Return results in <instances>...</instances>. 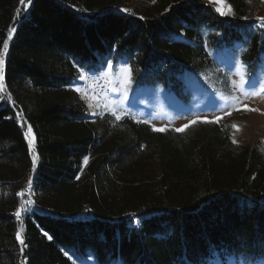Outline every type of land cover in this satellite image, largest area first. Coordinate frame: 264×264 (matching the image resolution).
<instances>
[{
  "label": "trees",
  "instance_id": "obj_1",
  "mask_svg": "<svg viewBox=\"0 0 264 264\" xmlns=\"http://www.w3.org/2000/svg\"><path fill=\"white\" fill-rule=\"evenodd\" d=\"M256 1L226 0L232 14L222 16L202 0H0V50L15 29L3 86L20 100L36 158L31 170L16 111L0 102V264H75L68 252L95 264H204L215 251L264 258L256 146L233 143L223 119L162 132L110 112L91 119L73 89L81 71L119 58L137 86L177 89L212 66L210 49L253 30ZM248 39L246 62L264 40ZM25 184L37 209L20 221Z\"/></svg>",
  "mask_w": 264,
  "mask_h": 264
},
{
  "label": "rangeland",
  "instance_id": "obj_2",
  "mask_svg": "<svg viewBox=\"0 0 264 264\" xmlns=\"http://www.w3.org/2000/svg\"><path fill=\"white\" fill-rule=\"evenodd\" d=\"M202 1L215 10L219 7L224 11L225 6H229L226 0L222 3L218 0ZM25 3L24 0L23 5L27 8ZM231 14L232 11L222 16ZM258 17H264V0L251 3L249 7L246 19L254 21L253 30L239 42L210 49L212 66L197 74L183 75L177 89L137 86L131 80L129 71H124L127 68L125 58L116 61L106 59L99 72L92 73V83L86 89H82L83 79L80 76H84L85 72L81 71L73 89L83 101L91 119L104 112H115V116L147 123L153 129L176 130L188 125L183 131L201 122L223 119L231 124V138L236 145L256 146L264 154V40L253 61L246 62L241 58L247 50L248 37L258 34L260 41L264 39V24L258 21ZM126 77L129 82H126ZM101 81L104 89L97 86ZM77 88L80 91H76ZM253 90L256 95L252 94ZM0 95V102L13 109L15 105L20 107V100L7 94L4 86ZM16 117L25 135L29 126L20 111H16ZM30 139L33 140L32 134L26 141L33 161L35 144L33 142L30 148ZM66 254L75 264H95L90 257L80 259L69 252ZM204 264H264V258L256 261L235 260L215 251Z\"/></svg>",
  "mask_w": 264,
  "mask_h": 264
},
{
  "label": "snow or ice",
  "instance_id": "obj_3",
  "mask_svg": "<svg viewBox=\"0 0 264 264\" xmlns=\"http://www.w3.org/2000/svg\"><path fill=\"white\" fill-rule=\"evenodd\" d=\"M28 2L30 3L31 0H28ZM218 2H221V3H222L223 0H218ZM21 3L23 4V3H24V0H21ZM121 11H126V10L122 9ZM216 11L219 12L220 15H226V14H228L229 12H231L232 9H231L230 6H225V10H224V11H222L221 8H219V7L216 8ZM257 19H258V21H259L260 23L264 24V17H258ZM8 31H9L8 38L5 39V40L3 41V50H0V90L3 89L4 56H5V53H6L7 50H8L9 40L12 39V33L15 31V29L10 27ZM110 66H111V65H110ZM124 71H125V72H128L129 70H128L127 68H125ZM80 79H84L83 74H81ZM125 79H126V82H129L128 77H126ZM242 79H243V78H242ZM76 91H80V89L77 88ZM262 91H264V88H262ZM252 94H253V95H256L257 93H256L255 90H253ZM89 107H91V105H89ZM113 114L115 115V112H114ZM116 119L119 120V119H120V116H119V115H116ZM191 123H195V121H192ZM187 127H188V125H184L183 128L176 129V131H183L184 128H187ZM233 127H236V126L233 125ZM154 130H155V131H161V132H162V131H165V129H163V128H160V129H154ZM31 134H32V129H31V127L29 126V128H28V130H27V133L25 134V135H26V139H27L29 136H31ZM33 142H34V141L31 140V139L29 140V146H30V148H31ZM233 143H236V141L233 140ZM84 162H85V164L87 163V158H85V161H84ZM35 163H36V158L33 157V168H35ZM31 183H32V181H31V179H29V187H30ZM23 194H24L23 192H21V193H17V195H23ZM28 203L31 204V201L29 200ZM22 210H23L24 212H28L30 209L24 207V205H21V207L17 208V210H16V212H15V215H16V217H17L18 219L21 217ZM49 239H51V237H49ZM16 240L19 242L20 245H22V246L24 245V240L22 239L21 234H20L19 231H17V233H16ZM23 250H24L23 247H21L20 251L23 252Z\"/></svg>",
  "mask_w": 264,
  "mask_h": 264
},
{
  "label": "built area",
  "instance_id": "obj_4",
  "mask_svg": "<svg viewBox=\"0 0 264 264\" xmlns=\"http://www.w3.org/2000/svg\"><path fill=\"white\" fill-rule=\"evenodd\" d=\"M92 77H94V75L92 73H89V72H85L84 73V79H83V82H82V89H86V88L89 87L88 84L92 83V81H91ZM102 84H103V82L101 81V82L98 83L97 86L98 87L100 86L101 89H104L105 86L102 85ZM31 170H33V167H32ZM32 177H33V175L31 174L29 179H32ZM28 183H29V180L27 181L26 184H28ZM26 184L22 187V189L20 191V193L23 192V193H26V194L24 195V197H22V195H19L18 207H21V205H24V207L26 206L30 210L28 212H25V213H29L31 211H36L37 208L35 206V202H34V199L32 197V194H31L30 190L28 189V187H26L27 186ZM29 200L31 201V204L28 203ZM24 202H26V204ZM22 212H23V210H22ZM22 219H23V216L20 217V221H22ZM20 229L22 230L21 226H20Z\"/></svg>",
  "mask_w": 264,
  "mask_h": 264
}]
</instances>
